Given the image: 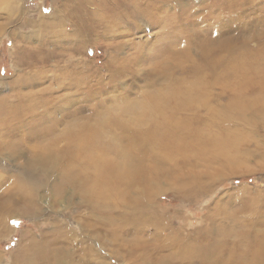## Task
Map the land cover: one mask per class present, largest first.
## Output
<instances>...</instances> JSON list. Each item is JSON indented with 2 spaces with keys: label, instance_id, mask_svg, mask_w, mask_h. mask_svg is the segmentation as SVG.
Wrapping results in <instances>:
<instances>
[{
  "label": "rangeland",
  "instance_id": "rangeland-1",
  "mask_svg": "<svg viewBox=\"0 0 264 264\" xmlns=\"http://www.w3.org/2000/svg\"><path fill=\"white\" fill-rule=\"evenodd\" d=\"M2 1L0 110L8 112L15 110L16 106L25 109L35 107L14 124L23 121L31 125L48 122L51 118L63 123L77 120L93 122L102 113L106 114L109 110L115 112L124 108L121 105L142 101L148 93H159L169 85L176 87L178 82L188 85L196 78V84L202 88L199 91L205 93L203 88H206L210 93L207 96L210 101L196 107L200 113V118L199 115L196 117L197 135L207 143L212 140L216 143L218 135L224 133L223 138H228L230 132L234 131L227 153L223 152L225 155L222 154V147L207 145L201 151L207 160L205 165L204 160L193 158L201 165H196L195 169L187 167L177 171L172 170L176 167L174 160L168 162L165 154L153 148L151 143L150 146L146 142L130 145L127 140H121V149L134 150L130 161L134 169L138 168V173H126L123 159H119L121 163L116 162L114 174L120 182L116 179L109 182L105 174L108 186L102 189L103 199L128 201L135 194L143 192L148 200L171 210L177 227L182 225L180 231L191 240H196V225L205 226L208 223L206 215H213L216 205L231 209L233 205L230 202L238 201L243 194H247L246 201L257 196L264 201V99H258V105H251L242 113L244 116H236L238 119L235 118L233 126L232 122H226L228 119L225 115L226 105L234 95V78L243 73L245 63L251 67L254 62V69L259 70L254 74L264 78V0H157L161 6L155 4L159 9L152 6L149 13L141 6L153 3L150 0H137L139 5L136 10L142 9L144 18L120 22V26H113L115 31L111 34L107 32L110 24L101 22L110 12L95 5L98 2L103 4L102 0H88V4L84 0L86 4L81 6L83 0L79 5H76L78 0ZM222 2H225L224 5ZM76 7L81 8L83 14L82 19L75 18L80 25L75 21L76 24L81 27L83 23L91 33L85 39L70 41L66 39L68 35H58L57 29L52 31L39 26L44 21L54 23L55 19H59L62 21L61 32L72 34L73 26H77L73 25L74 17L70 12L74 13ZM116 12L129 16L130 10L120 8L114 14ZM152 16L160 19H153ZM38 46L48 47L54 55L47 64H42L46 68V80L34 78L41 68L36 57L30 58L29 63L24 61V57L30 53L27 49ZM20 52H25L26 56ZM203 57L221 60L217 62L213 74L210 68L201 66ZM235 58H240L243 63L238 70L232 62ZM195 65L196 68L201 67L196 73L193 71ZM112 67L117 74L110 71ZM57 68L67 72L68 78L53 80ZM255 80L261 81L259 78ZM250 88L263 90L264 93V84ZM218 97L221 103H227L220 109L215 107L217 102L214 100ZM56 108L58 111L55 114ZM218 113L222 120L216 121L214 115ZM16 132H8L0 127V141H16L27 130L18 129ZM119 133L125 135L121 130ZM143 145L148 150L146 155L135 151ZM23 152H17L13 157L7 154L0 156V264H14L21 244L28 235L40 241L55 223H70L76 232L79 231L78 223H73L74 220L66 216L79 209L78 200L82 197L77 193L79 189L70 185L63 192L62 198L72 197V205L66 208L57 205L51 209L49 204L61 199L56 193L61 174L34 172L32 176L39 178L41 183H36L38 180L28 181L25 165L39 152L36 142L24 144ZM231 155L236 156L233 162L229 160ZM179 161V166H182L181 158ZM143 167L145 171H141ZM87 173L90 174V170ZM140 179L142 182H139ZM186 181L187 189L196 191V195L180 193V186ZM204 187H210V190L199 189ZM177 207L181 209L175 213L172 209ZM36 208L40 210L39 213L35 211ZM118 225L115 223V229ZM149 233H154L152 227ZM166 234L164 237H168V232ZM119 235L116 233V238L120 240L118 243H123ZM101 236L108 237L109 233L104 230ZM84 239L82 245L70 246L71 250L76 251L77 264H99L102 260L105 264H117V255L112 253L115 250L109 241L98 246L89 236ZM109 240L113 239L109 237ZM89 245L98 250L99 262L93 256L91 261L81 260L83 250L77 251ZM121 264L138 263L125 261Z\"/></svg>",
  "mask_w": 264,
  "mask_h": 264
},
{
  "label": "bare ground",
  "instance_id": "bare-ground-1",
  "mask_svg": "<svg viewBox=\"0 0 264 264\" xmlns=\"http://www.w3.org/2000/svg\"><path fill=\"white\" fill-rule=\"evenodd\" d=\"M80 1L78 0L76 5H79ZM96 1L98 2V0ZM150 1L153 3L152 5L148 3L141 6L144 11L148 12L152 6L153 9H159L161 6L158 5L161 4L158 2L159 0ZM3 2L0 0V6ZM86 2L88 4V0ZM86 2L83 0L79 6L86 4ZM102 3L98 2L95 5L97 8L112 14L109 13V16L101 20L104 25L110 24L109 30H107L110 34L115 31L113 26H120V22L131 18L139 20L144 18L142 9L141 11L136 10L139 5L137 0H102ZM224 3L222 2L223 5ZM120 8L129 9V16H124V13L121 12L114 14V11ZM74 10V13L70 12L71 16L74 17L73 25L76 22L79 23V20L75 19L76 17L83 18L81 8L76 7ZM66 12L68 13V10ZM152 18L160 19L154 16ZM77 24V27L73 26L72 34H67V31L61 32L62 21L59 19H55L54 23L44 21L39 26H45L52 31L57 29L58 35H68L66 39L77 42L91 34L84 28L83 23L81 27L78 26L80 24ZM27 50L30 52L27 56L25 52H20L21 55L26 56L24 61L29 63L30 58L36 57L35 59L41 64V68L34 78L46 80V68L42 66L54 56L51 50L46 46L29 47ZM208 58L203 57L201 66L210 68L213 74L217 62L221 60ZM232 62L238 70L242 60L235 58L232 59ZM253 64L254 62H252L251 67H248V64L245 63L243 73L234 78V95L225 108L226 119H228L226 122H232V126L234 121L238 119L236 116L240 117L251 105H258L260 102L258 99H264L263 90L250 88L262 87L264 84V78L256 76L259 70H255L256 65ZM200 68V66L196 68L195 65L193 67L194 73ZM115 70L114 67L110 68L112 73L117 74V70ZM254 70L255 72H253ZM54 75L53 80H56L60 77L68 78L69 74L57 68ZM79 76L83 77V74ZM254 77L261 79V81H256ZM197 80L200 83V79ZM23 81L24 78L21 83ZM175 85L176 87L166 86L164 91L158 90L159 93L157 91H155L156 93H148L142 101L134 102L136 104H132V102L121 105L124 107L123 109H117L115 112L109 110L106 114L102 113L94 118L93 122L77 120L63 123L56 118H51L48 122L44 121L31 125L24 124L23 121L14 124V121L18 122L19 119L30 114L35 107L25 109L16 106L15 110L8 112L0 110V127L2 129L12 133H18L16 132L18 129L27 130V133L16 141H0V156L4 157L7 154L13 157L17 152L24 153V144L36 142V148L39 149V152L34 154V158L25 165L28 171L27 180L31 182L38 180L36 183H41L39 178L32 176L34 172L61 174L60 181L56 186V193L61 199L55 200V203L52 202L48 207L55 209L57 205L64 206L63 208L72 205V197L62 198L64 190L70 185L78 188L77 193L82 195L81 199L78 200L79 209L77 212H69L70 214L66 215L74 220L73 223H78L79 231H75L73 224L59 222L53 224V229L44 234L40 241L36 240L33 235H28L21 244L20 252L16 255L14 264H77L75 260L76 251L71 250L70 246L82 245L85 236L93 239L98 246L109 241L115 250L112 253L117 255V264L125 261H135L138 264H264V201L259 196L251 197L249 201H246L245 195L247 194H243V197L238 201L230 202L233 207L228 210L225 209L224 205L220 204L219 207L216 205L213 215H206L205 220L208 222L206 224L208 227L196 225L194 228L198 232L196 240H191L182 234L180 231L182 225L177 227L176 221L172 218L171 210L165 208L166 206H160L156 201L148 200L143 192L135 194L134 198L128 201L106 200L101 197L102 189L108 186L104 179L105 174H107L109 182H112L113 179H116L118 183L120 182L114 174L116 162L120 165L123 159L122 164L126 173H138V168L134 169L130 161L134 150L131 148L121 149L119 146L121 140H127L130 145L135 143L141 145L146 142L150 146L151 143L153 148L159 149L165 154L166 158L169 159L168 162L174 160L176 167L172 170L175 171L187 167L195 169L200 162H196L193 158H199L200 161L201 159L204 160L205 165L207 160L201 151H204L207 145L216 144V146L223 148V155L227 153V147L232 141L230 136L232 137L233 134L234 138V131L230 132L228 138H223L224 133L218 135L216 143L215 140L207 143L196 133V122L200 118V113L196 107L200 106L201 103L205 104L210 101V98H207L208 90L203 88L205 93L200 92L202 88L196 84V78L188 85L179 82ZM247 88L248 90L245 92L244 90ZM54 101L57 102L55 98ZM214 101L217 102L215 106L217 109L227 104L221 103L219 97L215 98ZM57 111L58 108L55 109V114ZM197 115H199L198 118H196ZM214 118L216 121L222 120L220 113L214 115ZM119 130L123 131L125 135H121ZM224 141L223 145L222 142ZM135 151H139L138 154L146 155L148 153L144 145L139 146ZM217 152L221 154V152ZM179 158L183 161L182 166H179L181 162ZM235 158V155H231L229 160L233 162ZM171 167H173L172 164ZM87 170H90L91 173L88 174ZM145 170V167L141 169V171ZM139 182H142V179ZM186 183L187 181L181 184L180 193L184 195L196 193V191L187 189ZM199 189L210 190V187ZM2 203L5 204L3 201ZM181 207L172 210L176 213ZM35 211L40 212L38 208ZM115 223L116 225L119 223L116 229ZM112 225L113 227H111ZM151 227L154 229V233H149ZM104 230L109 233L108 237L101 236V232ZM167 232L168 237H164ZM116 233L120 234L118 237L123 239V243H118L120 240L116 238ZM109 237L113 240H109ZM127 238L129 239L124 240ZM80 251L83 254V256L80 254V257H83L81 258L82 261L88 262L96 257L97 262L98 250L93 246L82 247L77 252ZM100 263L105 264V261L102 260Z\"/></svg>",
  "mask_w": 264,
  "mask_h": 264
}]
</instances>
